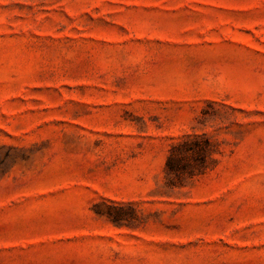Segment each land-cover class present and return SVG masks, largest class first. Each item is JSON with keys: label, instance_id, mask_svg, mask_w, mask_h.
<instances>
[{"label": "rangeland", "instance_id": "374dc122", "mask_svg": "<svg viewBox=\"0 0 264 264\" xmlns=\"http://www.w3.org/2000/svg\"><path fill=\"white\" fill-rule=\"evenodd\" d=\"M0 264H264V0H0Z\"/></svg>", "mask_w": 264, "mask_h": 264}, {"label": "trees", "instance_id": "16d2710c", "mask_svg": "<svg viewBox=\"0 0 264 264\" xmlns=\"http://www.w3.org/2000/svg\"><path fill=\"white\" fill-rule=\"evenodd\" d=\"M213 144L205 136H193L186 140L173 145L169 151L166 160V173L168 175H174L177 178L181 177H192L194 175L203 174L206 170L212 167L215 160L212 157ZM187 154L194 155L195 158V169L194 174L192 170H189L188 164L181 162L183 156ZM180 156V158L178 157ZM107 218L112 222H117L119 218L111 214H106Z\"/></svg>", "mask_w": 264, "mask_h": 264}]
</instances>
